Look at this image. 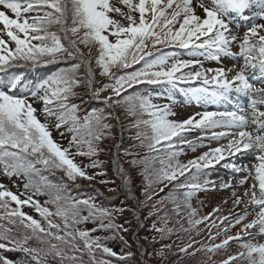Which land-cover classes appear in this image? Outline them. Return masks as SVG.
Wrapping results in <instances>:
<instances>
[{
	"label": "snow or ice",
	"instance_id": "6c2138e0",
	"mask_svg": "<svg viewBox=\"0 0 264 264\" xmlns=\"http://www.w3.org/2000/svg\"><path fill=\"white\" fill-rule=\"evenodd\" d=\"M118 2L127 11L116 6L117 0H0V171L25 181L23 194L0 184V249L22 252L26 258L19 264H47L48 255L60 264H84L85 255L89 264H112L111 259L97 258V252L107 257L118 256L107 244L110 237L93 233L127 231L114 220V213L126 209H108L98 205L94 197L73 196L63 177L59 184L43 177L37 183L34 177L40 175V165L46 170H60L76 187H80L76 183L79 178L95 179L100 173L90 174L88 169L102 167L94 157L103 151L104 141L113 138L112 120L119 123L123 133L124 123L115 115L122 110L135 134L124 152L127 160L114 163L125 183L130 181L132 172L139 171L144 199L138 200V204L147 206L165 188L169 189L152 205L146 218L158 217L152 228L161 237L173 231L166 226V204L170 202L176 214L186 211L192 227L208 222L212 213L195 219L197 209L191 204L195 192L205 191L209 185L215 187L216 182L201 179L207 169L234 153L254 156L255 162L248 166L227 165L241 178L236 184L219 185L226 189L250 183L242 194L232 192V202L240 205L247 201L251 207L219 217L225 224L224 231L236 226L240 230L219 244L197 251L217 252L226 249L230 241L247 235L248 241L241 244L244 251L228 254L220 264H235L237 259H244L247 264H264V243L252 242L257 236H264V111L257 107L264 104V87L255 88L252 79L256 77L250 79L248 72L258 69L259 79L264 82V23L252 24L244 31L236 29L234 21L225 19L230 12L243 15L247 10L258 9L253 15L264 20V0ZM53 26H58V31H53ZM234 43L239 46L238 53L232 52ZM172 46L187 49L189 58L162 51ZM233 55L243 62L229 68L205 69L200 59L218 60ZM61 62L67 66L43 78L29 79L27 72L15 71L25 68L35 72L42 66ZM134 65L141 66L129 71ZM97 75L102 78L99 82ZM178 82L202 85L180 90L188 103L218 105L229 101L233 93L260 99L251 102L250 120L240 110L210 107L176 119L173 105ZM145 84L167 87L156 93L136 90ZM161 99L168 102H154ZM93 100L102 106L89 107L88 102ZM38 104L42 107L38 108ZM53 130L67 139V146L54 138ZM194 130L201 135L188 140L187 134ZM220 139H227V143L210 147L186 162L178 159L184 145L195 149L204 140ZM137 143L147 149L145 155L135 154ZM78 158H88L90 163ZM156 185H163L159 192L153 191ZM39 195L49 199L42 205L34 198ZM13 203L15 207L11 206ZM25 206L34 209L42 221L23 211ZM248 216L253 218L245 222ZM230 219L233 224L227 223ZM89 221L97 226L77 227ZM160 223L164 226L158 227ZM217 226L213 220L211 227ZM182 230L187 232L190 228ZM219 236L220 233L213 237L209 232L208 239ZM119 239L126 243L123 235ZM31 241L43 246L32 247ZM193 243L179 250L187 253ZM131 255L128 252L118 260L123 262ZM0 264L17 262L0 255Z\"/></svg>",
	"mask_w": 264,
	"mask_h": 264
},
{
	"label": "trees",
	"instance_id": "16d2710c",
	"mask_svg": "<svg viewBox=\"0 0 264 264\" xmlns=\"http://www.w3.org/2000/svg\"><path fill=\"white\" fill-rule=\"evenodd\" d=\"M53 31H58V26H53ZM62 35V34H61ZM170 49L171 53H177L176 56L181 57V55H184L185 53H189L187 49L179 48V47H165L162 49L163 52ZM189 58V57H187ZM203 62H208L210 59L205 60L202 57L200 58ZM67 64L64 62L58 63L56 65H48V66H42L39 69H37L35 72L25 69V68H17L15 71H25L29 75V79H32L34 76H39L41 78L46 77L50 73L56 71L58 68L66 67ZM141 65H134L133 68L139 67ZM195 67V66H193ZM203 67H205V64H203ZM134 69H129V71ZM83 71V70H82ZM102 79L97 75V82ZM197 83H183L178 82L177 88L175 90V97L183 98L182 100H176L175 110L173 109L175 116L177 119H181L179 117L178 109L176 106H179L178 104H181L185 101L182 93L180 92L181 89H187L189 87H194ZM167 86L166 85H140L137 86L138 91L148 90L152 92H163ZM212 88V87H210ZM87 99V98H85ZM161 102H168L165 99H161ZM79 103V100L76 101ZM89 107H99L100 105L99 101H89ZM116 116L119 117L120 121L124 123V131L121 132V128L119 123L116 122V120H112L111 122L115 125L113 128V138L107 139L103 143V151L99 152L94 159H97L101 162L102 167L97 169H88V172L90 174L100 173V175H95V179L93 180H87L83 178H79L76 183L80 185V187H76L72 184L71 181H68L66 177H64L63 173L60 170H46L43 169L40 165H37L38 168H41V172L39 176L34 177L35 181L37 183H41V177L46 179L47 181L53 183V184H59L63 181L68 183L70 186V191L73 196L85 198V197H94L95 202L108 209H118V208H124L126 209L123 213H114V220L118 225H123L127 231H124L122 233L117 232L113 233L111 230H105V231H98L93 233L94 235H99L101 237L108 236L110 239L107 241V244L109 247H111L117 254V257H107L101 255L99 252H97V258L98 259H111L112 264H220L219 261H217V258H211L210 256H207L208 251H197V249L206 248L211 244V241L208 239L210 229L212 231V236L214 237L217 233H221L222 230L225 228V226L217 227H211V223L213 220H215L216 225H218V218L219 217H213L208 220V222H201L198 225H202L201 227L197 228L198 225L192 227L188 224L187 219V213L186 211H181L179 214H176L172 212L173 205L169 202L165 205V208L169 211V219L167 221L170 222V225L167 227H170V229H173V234L176 233L177 237H172L171 232L165 233L163 237H161V234L159 233V236L154 238L153 236H150V233L154 230H152V224L149 222L151 219H155V221L158 219V217L153 216L150 219H145L144 215L149 213V211L152 209L151 205L148 204L145 206L144 204H138L137 201H142L144 199L142 195V185L143 182H141L142 177L139 174V171H135L131 173V179L128 183H125L120 175L117 172V164L114 163V161L118 162H125L127 160V157H125L124 152L125 149L129 148L130 145L133 143V141L130 139L135 134V130L129 129L128 122L125 120V115L123 114L122 110H117L115 113ZM131 118L129 117L128 120ZM195 131V130H194ZM201 135L200 132L197 133L196 139ZM188 140H193V135L188 134L187 135ZM66 139V138H65ZM67 141V139H66ZM122 141V143H121ZM203 143V142H202ZM67 146V142H65ZM199 145V144H198ZM198 145L196 147H198ZM189 149H192L190 147H187ZM147 153L146 148H141V146L137 143L136 153L138 155H145ZM180 157L178 156V159ZM78 160H82L83 163L88 164L90 163V160L88 158H78ZM182 162V161H181ZM124 167L127 168V163H124ZM205 175V177L209 174L210 171H208ZM138 182H137V181ZM101 181H104V183H101ZM140 181V182H139ZM25 181L21 178H17L15 176H7L3 173V171H0V184H3L6 186L7 189L11 190L14 193L17 194H23L24 193V185ZM166 183V182H165ZM163 185H158V187L154 188V192H158L159 188ZM213 186L209 185L208 189H211ZM169 189L165 190L164 193H167ZM163 195V193H160L156 196V199L152 201V205L156 204V200L158 197ZM23 198V196H22ZM35 199H38L41 204H44V201L48 200L49 197L46 195H39L34 197ZM195 202L196 201H192ZM12 207H15L14 203L11 205ZM50 210L54 211V206L49 204L47 205ZM159 206V205H158ZM192 207L197 209V216L195 219H200L201 217L198 214V205L192 203ZM23 211L27 212L28 214L32 215L36 219H40L42 221V218L39 217V214L35 212L34 209H31L28 206H25ZM83 214H87L84 212ZM161 216L164 215L163 212L160 213ZM208 215V214H206ZM205 216V215H204ZM148 217V216H147ZM203 217V216H202ZM56 222H60L59 218H54ZM97 225L93 222L89 221L86 223H83L81 225H78L77 227L81 229H92L96 227ZM164 224L160 223V227H163ZM183 229H189V231L185 232ZM220 228V229H219ZM203 230V235L196 236V233ZM23 234V233H21ZM123 235L124 241L126 243L122 242L119 239V236ZM207 235V236H206ZM171 236V237H170ZM170 237V238H169ZM195 241V243L192 244V248L188 250L187 253L181 252L179 249L181 247H184L190 243ZM55 243V241H53ZM165 245H170L171 247H165ZM30 246L32 247H41L43 245H40L37 241H31ZM131 252L132 255L130 257H127L123 262L118 260L119 256H124L126 253ZM159 253H162L160 255ZM194 253V254H193ZM0 255L6 257L9 260H12L14 262H17L19 264L20 261L24 260L26 257L22 252L19 251H9L6 249H0ZM219 262V263H218ZM47 264H60V261L55 258L52 255L47 256ZM84 264H89V257L84 256ZM235 264H247V261L244 259H238V261Z\"/></svg>",
	"mask_w": 264,
	"mask_h": 264
},
{
	"label": "rangeland",
	"instance_id": "374dc122",
	"mask_svg": "<svg viewBox=\"0 0 264 264\" xmlns=\"http://www.w3.org/2000/svg\"><path fill=\"white\" fill-rule=\"evenodd\" d=\"M110 2H112V0H110ZM134 2H135V0H134ZM116 6L121 7L122 10H124V11H127V9L123 5L119 4L118 0H117ZM254 10L258 11V9H254ZM254 10L245 11V13H243L244 15H239L237 13L234 14L231 12L225 16V19H226V21H229V20L234 21V25H235L236 29H243L244 31H246L247 28L250 27L252 24L264 23V20H261L260 17L253 15ZM34 14L35 13H30L29 15H34ZM200 15L203 16V13L201 12ZM137 16H138V14H137ZM115 18L120 19V17L118 15H115ZM148 43L150 45L151 41H148ZM231 47H232L233 53H238L239 46L237 43H234ZM165 52H171V51H170V49H168ZM175 55H177V53H175ZM181 57L187 58V57H189V53H185L184 55H181ZM215 62L216 63H212V62H206L205 63V62H203V64H205L204 68L205 69L216 68V67L229 68V67H232L234 65L241 64L243 61H242V58L238 57V55H233V56H229V57H222L221 59L215 60ZM132 69L135 70V68H132ZM248 72H249L250 79L252 77H256V79H252V83L254 84L255 88L264 87V82H261V80L259 79L260 72L258 69H249ZM175 99L178 101L182 100V98H180V97H175ZM253 99L259 100L260 97H258V96L250 97V96H246L243 94L233 93L229 101L223 102V103L218 104V105H212V106L200 105V106H198V104L195 102L194 103L193 102L188 103V102L184 101L181 104H178L179 106H176V107L179 110L178 113H179V117L181 119L186 118L188 115H191L193 112H198V111L202 110L203 108L210 107L213 110H229V111L240 110V111L244 112L245 114H247V116L249 117V120H250L251 119V112H252L251 102ZM154 102L166 103V102H161L160 100H156ZM36 106L38 108L42 107V105H40V104H38ZM257 107L259 108L260 111H264V104H257ZM173 109L174 110L176 109L175 105H173ZM39 118L43 119L42 116ZM173 118H176V116ZM61 131H63V128L61 129ZM216 131H226V130L225 129H216ZM197 133H198V131H193L190 134H192L194 137V136H197ZM52 134L56 140H58L62 145L66 146L65 142H67V141L65 138H61L59 132H56L55 130H53ZM186 138L188 139V137H186ZM194 139H196V137H194L193 140ZM226 143H227V139H220L218 141L204 140L202 145L199 144L198 147H195V149H193V148L189 149V148H187L188 147L187 145H184V146H182V151L180 152L179 160L182 162H186L189 159H192L196 156H199L202 152L207 151L210 147L214 148V147H217L219 145H225ZM220 162H223V165H224L223 168H216V166L219 163L214 164L212 166L213 173L211 172V168H208L209 169L208 171H210L209 174L206 177L204 176L201 178L202 180L208 179V180L216 182L215 187L214 188L212 187L211 189L207 188V190H205V191L195 192L192 196L191 200L196 201L197 203L191 202V204L193 203V204L198 205V214L200 217H202L206 214H209V213H212V216H210L209 219L213 218L214 216L215 217L216 216L217 217L228 216L230 213H241V212H243V210L245 209L246 206L251 207L250 205H247V201H245V203H242L240 205H234L232 202L233 201L232 192L238 191L242 194L246 188L250 187V183H246L243 186H238L237 188H226V189L221 188L219 185H220V183L236 184L237 180L241 178L238 174L234 173L229 167H227V165L234 163V164H236L237 167L248 166L251 163L255 162L254 157L248 158L247 152H245V153H234L231 156H226L225 160L220 161ZM141 182H143V179L141 180ZM156 187H158V185H156L154 188H156ZM161 187H163V186H161ZM167 189L168 188H165V190H167ZM158 192H159V190H158ZM165 194H167V193H163V195H165ZM159 199H160V197H158L156 201H158ZM150 205L152 206V202ZM214 209H216L217 211L213 212ZM180 215L181 214H179V217H180ZM147 216H148V214L146 213L144 215V218L146 219ZM252 218H253V216H248L245 222H247L248 220H251ZM180 219H181V217H180ZM218 220H219L218 226H220V228L222 226H225L224 222H222L219 218H218ZM153 221H155V219L149 220V222L151 224H153ZM227 223L233 224L234 221L230 219L229 221H227ZM169 225H170V222L167 223V226H169ZM157 226L160 227V224H158ZM201 226L202 225H198L197 228H199ZM168 228H170V227H168ZM239 230H240L239 226L228 228L227 231H224V229H223L222 232L220 233V236L218 239L210 240L211 244H219L221 242V240L226 239L228 236H235ZM252 231L258 232V229H253ZM210 232L212 233L215 231H212L210 229ZM203 233H204V231L201 230V231L196 233V236L198 237L199 235H203ZM171 234H172L171 235L172 237H177L176 233L173 234V232H171ZM150 236H153L154 238H156L159 236V232L152 231L150 233ZM248 239L249 238L247 237V235H242V237L239 240L230 241L229 246L226 249H221L220 251H217V252H210L207 254V256H210L212 259L217 258V261L221 262L223 259L227 258L228 254L238 255L239 253L244 251V249L241 248V244L247 242ZM252 242L253 243H264V236H257L254 240H252ZM237 261H238V259L235 261V263Z\"/></svg>",
	"mask_w": 264,
	"mask_h": 264
},
{
	"label": "bare ground",
	"instance_id": "6f19581e",
	"mask_svg": "<svg viewBox=\"0 0 264 264\" xmlns=\"http://www.w3.org/2000/svg\"><path fill=\"white\" fill-rule=\"evenodd\" d=\"M247 154H248V158L254 157L251 153H247Z\"/></svg>",
	"mask_w": 264,
	"mask_h": 264
}]
</instances>
